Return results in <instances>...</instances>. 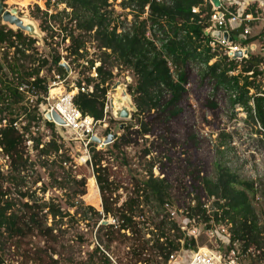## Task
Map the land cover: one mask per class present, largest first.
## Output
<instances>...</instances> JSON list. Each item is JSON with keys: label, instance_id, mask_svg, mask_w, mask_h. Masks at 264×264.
<instances>
[{"label": "trees", "instance_id": "obj_1", "mask_svg": "<svg viewBox=\"0 0 264 264\" xmlns=\"http://www.w3.org/2000/svg\"><path fill=\"white\" fill-rule=\"evenodd\" d=\"M54 1L65 5V9L49 16L41 24V31L47 34L43 43L47 39L52 42L63 34L62 43L68 41L64 51L67 56L74 57L72 62L76 63L83 59L87 37L99 51L96 78L86 76L77 82L76 88L84 87L86 91L73 96L74 107L82 116L105 124L109 119L104 114V106L108 82L112 79L111 69L120 67L130 73L134 82L127 87V93L135 105V117L144 120L139 121L137 130H133L132 126L122 128V135L112 142L109 149L96 150L94 143L89 150L90 159L97 166L95 179L99 191V208L83 207L79 201L64 204L67 209L85 208V213L96 221L94 226L100 223L96 232H103L104 239L102 241L99 237L96 247L89 253V264H96L94 258L99 264H110L100 249L101 245L108 250L113 243H124L127 239L132 241L129 247V263L132 264H166L171 255L185 250L194 252L193 239L186 237L177 223L165 213V207L170 206L171 184L165 178H153V163L149 164L147 179L135 183L128 197L120 203L119 197L115 196L120 183H115V173L109 160L114 152L137 146L144 137L150 138L154 132L149 121L151 113L163 114L167 121L182 114L180 104L187 93L185 86L189 82L192 64L198 67L202 80L212 83L214 90L226 94L231 107H239L264 134V83L260 72L262 58L252 55L237 64L226 56L212 52L209 46L212 39L205 33L209 26L210 6L203 0H120L122 10H128L135 19L144 17L120 33L113 25L112 11L107 9L110 6L108 0ZM193 8H199V12L192 14ZM35 12L39 13L36 7ZM249 12L253 13L254 9L245 11ZM43 15L47 16L45 12ZM62 18L68 21L62 23ZM148 30L150 35L146 36ZM263 35L264 32L242 44L253 43ZM36 42L20 32L0 26V52L4 50L0 53V151L8 161L10 172L6 176L0 174V239L5 237L6 240L21 243L36 236L41 239L42 245L28 260L35 264H60L54 247L57 244L55 228L48 226L47 222L48 218L53 223L55 220L72 218L71 215L54 202L38 204L37 201L27 200V194L19 191H15L20 199L18 203L9 197L13 185L20 186L16 176L26 165L29 151L26 143L32 142L27 137L30 123H41L36 107L27 106L18 86L25 83L33 88L37 97L36 105L47 94V79L41 77L40 73L48 62L41 59L33 47ZM53 44L58 47L57 43ZM29 51L31 55H28ZM36 55L39 57H34ZM51 58L55 74L65 76L67 69L60 65L61 55L55 52ZM212 60L215 61L209 65ZM27 62L31 63L30 69L25 68ZM85 63L87 68H91L95 62L87 60ZM247 73H251V76H247ZM208 104L209 108L216 110L215 102ZM23 121H26L25 125H22ZM14 124L19 125V129ZM44 127L50 131L56 128L49 123H45ZM33 141L35 143L31 149L38 150L42 157L63 156L59 155L61 145L54 138L44 145H41L40 140ZM261 144L264 148V138H261ZM39 146L42 148L38 149ZM151 154L149 146L142 150V158ZM67 162V158L60 160L63 166ZM189 166L192 164L189 163ZM212 166V177H207L197 169L193 180L187 181L188 189L192 194L195 193L191 200L195 207L186 211L187 218L191 219V215H194L197 223L208 224L210 218L204 208L205 203L215 201L214 224L228 226L230 241L239 245L243 256L258 253L254 258L260 263L264 262V226L259 224L252 205L253 197L263 186L257 189L253 181L241 180L219 161H215ZM53 177L54 174H51ZM70 178L72 198L83 196L86 180L74 176ZM57 185L59 190L65 189ZM262 196L264 199V192ZM108 219L113 220L114 224L107 223ZM204 228L211 227L205 225Z\"/></svg>", "mask_w": 264, "mask_h": 264}, {"label": "rangeland", "instance_id": "obj_2", "mask_svg": "<svg viewBox=\"0 0 264 264\" xmlns=\"http://www.w3.org/2000/svg\"><path fill=\"white\" fill-rule=\"evenodd\" d=\"M1 1L6 10H14L18 17H26L37 26L41 41L36 40L37 42L33 47L39 52L40 58L46 59L48 62L47 67L40 73L41 77H46L51 81L56 76L53 67H51V57L55 52L61 55L60 64L67 68V74L64 76L65 82L62 85L66 92L74 91L77 82L87 76V69L83 66V62L93 60L95 62L94 67L99 65L97 62L99 61V51L96 44L88 37L85 42L83 59L77 63L72 62L74 57L67 56L64 51L68 41L62 43L63 34L57 36L52 42L47 39L43 43L42 40L47 34L41 31V24L45 20L47 21L49 16L63 11L65 5L56 4L54 0H49V2L47 0ZM227 1L229 0H225V2ZM108 4L110 6L107 9L112 11L113 25H116L117 33L126 31L135 22L142 21L144 18L135 19L128 10H122L120 0H108ZM35 7L39 13L35 12ZM40 12L43 14L45 12L47 16L45 17ZM66 12L69 11L66 10ZM259 17L263 21L251 25L249 35L242 36L241 40L245 41L257 37L264 32V14L259 13ZM67 21L68 19L62 18V23ZM149 35L150 30L146 33V36ZM257 41L258 39L254 40L253 43L256 44ZM53 43H57L58 47H55ZM11 53L12 51H10L9 57H11ZM27 53H29L28 55L32 54L30 51ZM34 57H39V55ZM30 65L31 63L27 62L25 68L30 69ZM35 66L36 64L33 67ZM111 71L112 79L108 82L106 97L109 102L113 103L114 108L117 105L120 90H125L127 93V87L132 86L134 82L130 73L125 69L115 67ZM198 71V67L192 64L189 82L185 86L187 93L180 104L182 114L167 121L163 114L151 113L149 121L154 132L150 138L144 137L145 140H140L137 146H130L118 153L114 152L113 157L109 160L115 173V183H120V188L115 193V196L119 197L120 203L128 197L135 183H141L147 179L149 164L150 162L153 163L151 168L153 178H165L171 184L169 191L170 206L165 207V213L169 217L170 212L175 213L174 217H170V219L177 223L180 230L183 229L186 237L193 239L195 251L200 248L215 249L219 247L218 238L210 240L207 236L209 228H204L205 225H209L211 228L228 229V226L224 224H214L215 201L213 200L206 202L204 207L210 218L208 224L197 223L194 215L190 214L191 219L186 216V211L188 209L193 210L195 207L194 202L191 201L195 193L190 192L187 181L193 180L197 169H200L207 177H212V164L215 161H219L223 167L235 173L241 180L253 181L257 189L263 186L261 191L253 197L252 205L256 210L259 224L264 226V199L262 196L264 192V148L261 144V138H264V134L260 127L252 123L239 107H231L226 94L214 90L212 83L202 80ZM129 97L133 103L132 97L130 95ZM209 102L217 104L216 110L209 108ZM135 114L136 112L131 113L128 121H115L110 118L105 124L98 125L95 131L96 145L94 147L102 151L109 149L112 143L105 144L107 137L121 136L122 128L125 126H132L133 130L139 129V121L144 120L141 119L142 117H135ZM25 124L26 121H23L22 125ZM121 125L124 126L121 127ZM52 131L53 133H51ZM52 131L38 121L30 123L27 137L31 138L32 142L26 143L29 150L26 155V165L20 169L19 175L16 176L20 186L13 185L14 188H12L9 197L18 203L20 199L15 191H19L27 194L29 197L27 200L37 201L38 204L54 202L60 205L61 209L69 213L72 218L55 220L53 223L48 218L47 222L48 226L55 228L57 244L54 247L58 253L60 264H89V253L96 247L99 237L102 241L104 239L103 232H96L100 223L94 226L96 221L85 213V208L67 209L64 204L79 201L84 205L83 207L99 208V191L95 179L97 166H94L90 157L88 158V153L84 151L83 147L72 141L70 134L59 127ZM52 138L61 145L59 155L62 154L63 156L53 158L51 155L52 157L47 159L42 157L38 150L31 149L34 141H36L33 139L40 140L41 145H44ZM148 146L151 148L152 154L142 158V150ZM41 148L42 146H39L38 149ZM221 151L222 154H220ZM66 158L69 159V162L65 166L61 165L60 160ZM189 163L192 164L191 167ZM9 173L8 161L0 152V174L6 176ZM51 174H54L53 178H51ZM71 176L86 180L83 196L72 198ZM57 184L65 189L59 190ZM3 186L7 187V184L3 183ZM27 200L23 201L27 202ZM151 207L153 208V206ZM107 223L112 224L113 221L108 219ZM4 238L0 239V261L2 264H35L30 262L28 258L32 259L34 251L42 245L41 239L34 236L19 243ZM131 244L132 241L127 239L124 243H113L108 250L103 245L100 249L110 264H132V262L129 263ZM221 250L223 252L229 251L228 248ZM182 252L189 254L190 250ZM251 255L240 256V264H264V262L260 263L254 258L258 253ZM94 263L99 264L95 258Z\"/></svg>", "mask_w": 264, "mask_h": 264}, {"label": "built area", "instance_id": "obj_3", "mask_svg": "<svg viewBox=\"0 0 264 264\" xmlns=\"http://www.w3.org/2000/svg\"><path fill=\"white\" fill-rule=\"evenodd\" d=\"M203 2L210 6L211 12L209 26L205 32L206 35L211 37L213 33H220L219 39L211 37L212 42L209 46L212 49V52L215 51L221 56H226L237 64L247 59L249 56H260L262 58L260 72L262 74V82L264 83V35L256 44L249 43L243 45L242 43L244 40H241L242 36L245 37L249 35L250 24L256 21L257 18L250 14H244L239 10L232 11V8H230L229 5H225L224 0H203ZM198 12L199 8H193L191 10L192 14H197ZM223 33H226L227 39H230V42L228 40H222ZM232 37L234 38V41ZM236 53H239L240 57L234 58ZM214 61L215 60H212L209 65ZM83 66L86 68L88 67L87 63L84 62ZM246 75L250 77L251 73H247ZM87 76L94 79L96 78L95 67L87 68ZM64 82V76L57 74L54 76V79H51V81L47 79V94L45 97H41L42 100L38 105H36L37 97L35 96L32 87L22 83L18 86V91L25 96L27 106L31 108L36 107L42 125L45 123L53 124L55 127H59L66 133L70 134L72 141L83 147L84 151L88 153L89 158L90 155L88 151L93 144L96 143L95 131L96 127L100 125V122H94L89 117L82 116L73 105V96L78 92L84 93L86 91L85 88H74V91L66 92L63 90L62 86ZM59 88L62 89V92L54 95L51 94L52 89ZM250 105L252 106V104ZM114 108L113 103L109 102V99L106 97L104 114L108 115L109 119H112ZM51 113H55L60 119V126H58L52 119L47 121L45 116H50ZM2 123L4 124L5 122L3 121ZM14 127L19 129V125L17 124H14ZM95 149L98 150L97 147H95ZM169 215L173 218L175 213L170 212ZM112 224H114V221ZM181 231L183 232V229H181ZM207 236L210 240L218 238L219 247L215 249L200 248L189 254L180 252L176 255L169 256L166 264H240L239 257L242 256V254L240 253L239 245L236 242L231 243L228 230L215 227L209 228L207 230ZM226 248L229 249L228 252H223L221 250H225Z\"/></svg>", "mask_w": 264, "mask_h": 264}, {"label": "water", "instance_id": "obj_4", "mask_svg": "<svg viewBox=\"0 0 264 264\" xmlns=\"http://www.w3.org/2000/svg\"><path fill=\"white\" fill-rule=\"evenodd\" d=\"M0 25L5 27L6 29L12 32H20L27 38L41 41V35L37 29L35 23L27 19L26 17H18L14 10L8 11L4 9L3 3L0 0ZM211 37L219 39L220 33H213ZM222 40H228L226 33L222 34ZM240 57L239 53L234 55V58ZM118 90V89H117ZM136 112V108L134 104L131 102L129 95L125 90H120L119 99L117 105L115 106L112 112V119L115 121H128L130 119L131 113ZM45 118L47 121L51 119L58 125H61L60 119L57 117L55 113H51V115H46ZM124 125H121L123 127ZM117 136L113 138L107 137L105 144H110Z\"/></svg>", "mask_w": 264, "mask_h": 264}, {"label": "crops", "instance_id": "obj_5", "mask_svg": "<svg viewBox=\"0 0 264 264\" xmlns=\"http://www.w3.org/2000/svg\"><path fill=\"white\" fill-rule=\"evenodd\" d=\"M224 3L225 5H229L230 8H232V11L239 10L244 14H250L253 17H256L257 20L252 22L250 24V27L251 25L255 24V22L257 23L259 21H263L260 19L259 13L264 14V0H229L227 2H225L224 0ZM247 9H254V12L245 13ZM260 38L258 39V41L260 40Z\"/></svg>", "mask_w": 264, "mask_h": 264}, {"label": "bare ground", "instance_id": "obj_6", "mask_svg": "<svg viewBox=\"0 0 264 264\" xmlns=\"http://www.w3.org/2000/svg\"><path fill=\"white\" fill-rule=\"evenodd\" d=\"M58 91V92H57ZM58 93H60V88L59 89H52L51 90V94H58ZM92 185H94L93 183H92Z\"/></svg>", "mask_w": 264, "mask_h": 264}, {"label": "flooded vegetation", "instance_id": "obj_7", "mask_svg": "<svg viewBox=\"0 0 264 264\" xmlns=\"http://www.w3.org/2000/svg\"><path fill=\"white\" fill-rule=\"evenodd\" d=\"M3 3V2H2ZM3 6H4V4H3ZM5 9V8H4ZM6 10V9H5Z\"/></svg>", "mask_w": 264, "mask_h": 264}]
</instances>
